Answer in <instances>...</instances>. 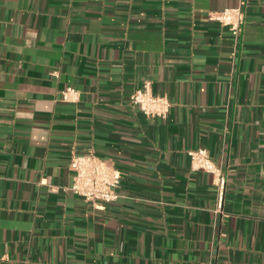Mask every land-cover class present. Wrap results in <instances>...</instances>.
Segmentation results:
<instances>
[{
    "label": "crops",
    "instance_id": "0c3cea01",
    "mask_svg": "<svg viewBox=\"0 0 264 264\" xmlns=\"http://www.w3.org/2000/svg\"><path fill=\"white\" fill-rule=\"evenodd\" d=\"M236 6L239 41L210 17ZM90 151L117 199L70 189ZM0 264H264V0H0Z\"/></svg>",
    "mask_w": 264,
    "mask_h": 264
},
{
    "label": "built area",
    "instance_id": "2783aa9c",
    "mask_svg": "<svg viewBox=\"0 0 264 264\" xmlns=\"http://www.w3.org/2000/svg\"><path fill=\"white\" fill-rule=\"evenodd\" d=\"M210 17L227 25L234 38L239 41L245 22V12L241 6L228 7L210 14ZM79 90L67 86L62 90L65 100H74ZM133 103L147 115L167 117L171 102L165 96L152 92L149 82L134 89L130 94ZM193 168L202 169L214 174L216 185L215 211L222 213L226 191V176L212 158L208 148L198 147L188 150ZM70 169L72 170V183L70 189L82 195L93 203L98 201L110 202L118 198L117 188L121 183L122 171L94 151L84 154H73Z\"/></svg>",
    "mask_w": 264,
    "mask_h": 264
}]
</instances>
